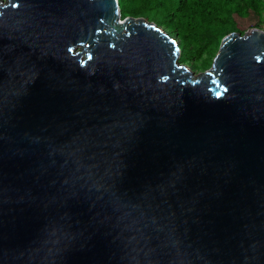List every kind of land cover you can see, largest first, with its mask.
<instances>
[{
  "label": "water",
  "instance_id": "95a60500",
  "mask_svg": "<svg viewBox=\"0 0 264 264\" xmlns=\"http://www.w3.org/2000/svg\"><path fill=\"white\" fill-rule=\"evenodd\" d=\"M179 43L118 0H0V264H264V29L198 73Z\"/></svg>",
  "mask_w": 264,
  "mask_h": 264
},
{
  "label": "trees",
  "instance_id": "16d2710c",
  "mask_svg": "<svg viewBox=\"0 0 264 264\" xmlns=\"http://www.w3.org/2000/svg\"><path fill=\"white\" fill-rule=\"evenodd\" d=\"M121 16H140L180 40L179 61L192 68L211 64L222 37L230 31L263 27L264 0H118ZM249 27V28H250Z\"/></svg>",
  "mask_w": 264,
  "mask_h": 264
},
{
  "label": "rangeland",
  "instance_id": "374dc122",
  "mask_svg": "<svg viewBox=\"0 0 264 264\" xmlns=\"http://www.w3.org/2000/svg\"><path fill=\"white\" fill-rule=\"evenodd\" d=\"M250 23H251V19H247V20H244V22H243V29L245 30V29H248L249 27H250ZM263 27H264V25H263ZM262 28V27H261ZM264 29V28H263ZM213 58H214V56H212V59H211V62H212V60H213ZM189 67H191V65L189 64V63H187V62H185ZM211 65V64H210ZM209 65V66H210ZM208 66V67H209ZM191 69H192V71H194L195 73H198V72H200V71H203L204 69H199V68H192L191 67Z\"/></svg>",
  "mask_w": 264,
  "mask_h": 264
},
{
  "label": "snow or ice",
  "instance_id": "6c2138e0",
  "mask_svg": "<svg viewBox=\"0 0 264 264\" xmlns=\"http://www.w3.org/2000/svg\"><path fill=\"white\" fill-rule=\"evenodd\" d=\"M217 95H220L221 93H220V91H217V93H216Z\"/></svg>",
  "mask_w": 264,
  "mask_h": 264
}]
</instances>
